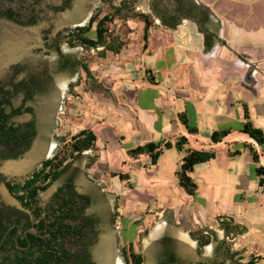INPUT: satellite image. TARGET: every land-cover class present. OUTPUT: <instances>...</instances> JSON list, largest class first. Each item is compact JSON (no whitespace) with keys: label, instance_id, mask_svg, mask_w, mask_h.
Here are the masks:
<instances>
[{"label":"crops","instance_id":"crops-1","mask_svg":"<svg viewBox=\"0 0 264 264\" xmlns=\"http://www.w3.org/2000/svg\"><path fill=\"white\" fill-rule=\"evenodd\" d=\"M177 2L192 7V17L178 13L180 23L173 29L155 19L145 50L141 23L129 19L136 23L124 49L130 52L102 57L107 61L112 57L117 64L115 74L124 77L112 84L115 111L110 114L104 110L106 118L114 119L119 126V130L114 127V133L121 162L114 169L127 162L131 186L135 184L134 176L141 175L139 182L145 189L159 192L151 197L155 207H167L178 199L182 207L186 206L188 217H216L219 212L244 226L247 231L238 236L240 245L254 254L251 258H256L257 264H264V186L255 174V168L264 165V147L240 131L246 122L247 107L250 121L264 133V0H161L168 7ZM188 104L197 134H190L179 119ZM106 125L107 121L98 122L91 129L98 132L97 127ZM224 130L231 133L221 143H213L211 135ZM98 133L100 141L90 151L98 152V163L107 171L112 155L109 144ZM181 136H186L189 143L182 151L164 150L156 166L147 155L135 159L127 154L149 142L174 145ZM126 142H131L130 148L123 150ZM249 146L260 154V163L253 162ZM191 149L217 154L216 159L197 165L191 174L198 184L195 202H187L180 188L181 193L172 186L182 159ZM172 150L179 155L167 154ZM132 165L137 166L136 175ZM141 166L145 170L142 174ZM111 179L122 186L118 177ZM138 207L136 203L129 210Z\"/></svg>","mask_w":264,"mask_h":264},{"label":"rangeland","instance_id":"rangeland-1","mask_svg":"<svg viewBox=\"0 0 264 264\" xmlns=\"http://www.w3.org/2000/svg\"><path fill=\"white\" fill-rule=\"evenodd\" d=\"M153 1L135 0L133 12L127 10L122 15L127 18L139 12L151 13ZM50 3V0H45L41 6H36L25 14L24 17L35 12L39 16L35 25H18L0 18V82L7 84L12 78L21 81L30 75L38 76L43 81L41 91L27 103L32 107L33 113L23 114L16 119L20 123L35 121L38 136L33 147L18 160L0 162V175L3 176L4 182L24 183L41 168L44 160L52 158L75 134L102 121H107L108 125L96 129L103 135V142L109 144V152L112 155L110 169H114L121 162V149L119 150L114 133V127L119 130V126L114 119L106 118V112L111 114L115 111L111 103L112 98H116L113 97L112 84L124 80V77L115 74L117 64L112 57L107 61L99 51H88L81 46L71 47L67 41V33L64 32L65 29L86 26L95 15L103 17L112 11L111 6L119 5L120 0H75L73 6L62 13H54ZM170 6V9L174 8ZM17 18L19 19V16ZM20 20L26 22V19ZM128 21V25L120 20L110 25L112 33L122 37L127 43L132 37L130 33L134 32L133 28L136 27L132 20ZM61 32L64 33L59 35ZM57 47L66 54L77 56L88 65L92 77H87L83 69L75 76L70 73H58ZM130 48L135 47L131 45ZM129 52L124 50V54ZM22 99L23 96L18 95L14 100L15 104H21ZM43 145L49 148V153L30 168L22 172L8 170L11 164L26 160L35 147ZM130 145L131 142H126L122 149L126 150ZM167 154L179 155L176 150ZM99 156L98 152H86L83 159L73 162L66 173L46 191L39 193L38 204L35 205L43 211L53 205L56 194L72 180L74 191L90 200L89 205L85 207V215L98 220V236L94 245V251L98 253V258L95 257L97 264H104L110 255L116 258L118 264H125L121 250L137 229L135 244L144 257V264H166L167 252L170 250L177 258L178 264H243L251 259V255L254 256L246 247L240 245V237L228 235L219 229V221L213 214H207L206 217L183 215L182 203L178 199L172 200L167 207H155L151 197L159 192L145 189V185L139 182L141 175L136 178L134 176L135 184H132L131 188L126 183L119 186L118 182L111 179L110 169L106 171V167L98 163ZM145 160L141 163L142 166ZM131 167V171L136 175L137 166ZM142 171H145L143 167L139 173L142 174ZM173 179L176 182L172 185L173 188L180 192L176 176ZM4 182H0V192L5 199L3 201L7 205L20 208V201L8 194ZM136 203L140 207L135 211L129 210ZM146 205L150 206L148 210L145 209ZM231 205L234 206L233 200ZM197 229L215 231L219 240L204 247L200 253L198 243L190 236V231Z\"/></svg>","mask_w":264,"mask_h":264},{"label":"trees","instance_id":"trees-1","mask_svg":"<svg viewBox=\"0 0 264 264\" xmlns=\"http://www.w3.org/2000/svg\"><path fill=\"white\" fill-rule=\"evenodd\" d=\"M135 0H123L118 7H112V11L105 14L100 18L99 15L91 17L89 23L86 26L76 27L74 29H65L67 33V41L71 47L81 46L88 51L96 50L99 51L102 57H105L107 53L120 55L124 49L128 46L126 40L120 36H115L110 29L116 20L125 22L126 25L129 19L137 20L142 25L141 37L143 40V49L148 48L149 33L151 27L154 25V20L159 19L161 24L171 29L176 28L180 19L178 13L181 15H188L192 17V7L187 8L180 2L175 3L173 9L168 6L162 5L161 0H154L152 3L151 13L139 12L132 17L127 18L122 15L123 12L129 10L133 12V4ZM176 2V0H175ZM18 13L13 10H9L7 13L0 12V17L12 21L18 25L31 26L37 22L34 18L28 22H22L17 18ZM61 32L59 35H62ZM206 45L209 46V40L206 38ZM58 59L56 62V71L58 73H70L75 76L80 69L86 73L87 77H92L91 69L88 65H85L77 56L73 54L64 53L59 47H57ZM43 81L35 75H30L27 79L16 81L15 78L9 84L0 82V160L19 159L25 152H27L34 140L36 135L35 121L21 124L15 127L10 124V121L14 115L23 113H32V108L25 110H15L13 113H7V108L12 107V99L17 97L19 94L25 96V101L31 100L36 92L41 91ZM189 104L187 111L179 115V119L182 124L187 128L190 134H197L198 128L196 127L195 120L193 119L191 112L189 111ZM245 120L241 128V132L248 135L254 140L259 146L264 147V133L262 130L255 128L250 121V115L247 107L245 108ZM231 132L229 130L215 131L211 135L213 143H221ZM100 135L95 129H83L75 134L71 140L64 144L61 150H59L52 158H49L42 162L41 168L34 172L33 175L27 179L24 183H10L4 182L10 193H12L24 207L32 209L37 217H40L43 213L41 207L35 205L38 204L39 193L46 191L54 182H56L64 173L67 172L69 167L75 161H80L85 157V153L94 149L99 141ZM108 145V142H105ZM189 143L186 136H181L177 142L173 145L170 142L154 143L149 142L145 145H140L136 148L127 151V154L131 158L139 159L141 155H147L150 157L151 164L156 166L160 157L163 155L164 150L176 148L178 151H182L184 147ZM250 151L253 155V162L260 163V154L252 146ZM217 154L213 151L206 150H195L191 149L187 155L182 159L179 170L176 172L178 178V186L182 191L183 197L187 202L197 201L198 199V184L192 177V173L195 171V167L202 163H208L213 159H216ZM111 178L118 177L122 183H126L130 186L131 176L128 171L127 162H123L121 167L118 169L109 170ZM256 176L260 177V186H264V165H260L255 168ZM72 180L66 184L64 189L68 190L65 192L61 189L56 194L55 203L58 208L50 212L44 219L41 230L51 229V225L57 226L56 234H52L53 238H65L67 234L71 237L76 235H82L81 229L73 227L71 230H63L66 226L62 221L75 215V209L78 205L76 199L84 201L85 204L81 207V213L85 210V207L89 205L90 200L87 196L78 195L73 189ZM64 194V195H63ZM63 195V196H62ZM62 198L61 202H56V199ZM203 203L204 201L201 200ZM201 203V202H200ZM51 206V205H50ZM186 206L182 208L183 215H186ZM216 218L219 221V229L225 231L228 235L234 237L241 236L246 233L247 229L236 224L233 220H227L225 216L216 212ZM53 223L49 224V222ZM85 224L90 229L97 225L98 220L94 217H85ZM61 222V223H60ZM2 225V224H1ZM7 227L3 228V231ZM83 228V227H82ZM138 228V227H137ZM49 233H52L50 230ZM137 231L134 233L132 238H129L127 245L121 250V255L124 259L125 264H144V257L141 252L136 248L135 238ZM5 234V233H4ZM4 234L0 235V241ZM191 238L198 243V250L201 253L203 248L211 244L213 241L219 240L218 234L215 231L208 230H191ZM126 241V240H125ZM17 248V247H14ZM52 252L45 250L41 253L42 256L49 257ZM166 264H178L177 258L171 252H167ZM8 259H1L0 264H12V262H6ZM43 261L41 258L36 261L35 259L30 260L28 264H37L39 261ZM48 264L47 262H42ZM221 264V263H219ZM243 264H257L256 258L252 257L250 260Z\"/></svg>","mask_w":264,"mask_h":264},{"label":"flooded vegetation","instance_id":"flooded-vegetation-1","mask_svg":"<svg viewBox=\"0 0 264 264\" xmlns=\"http://www.w3.org/2000/svg\"><path fill=\"white\" fill-rule=\"evenodd\" d=\"M43 1L45 0L1 1L0 12L7 13L11 9L15 13H18L19 19L23 18V20L26 19V22H28L34 18V20H36L37 22L39 16L36 15L35 12L29 13L28 15H26V17L24 16L25 14H27V12H31L34 7L41 6ZM50 2V5L52 6V11H54V13H62L66 10H69L73 6L75 0H59V2H56V0H50ZM120 3L117 6H111V8L120 6ZM5 7L8 8L5 9ZM0 18L4 19L2 17ZM12 79L7 84H9ZM16 81L18 82V80ZM21 95L23 96L21 104H15V97L12 99V107H6L8 114L10 112L13 113L15 110L17 111L19 109L25 110L27 108H32L31 106H28L27 103L29 101H32L35 95L31 100L27 101H25V96L23 94ZM21 115H14L10 121V124H13L15 127L24 124L16 121V119L20 118ZM37 136L38 132L36 125V135L34 137L31 147H33ZM16 160L18 159L0 160V162ZM2 179L3 176L0 175V180ZM64 191L68 192V190L66 189H64ZM8 194L13 199L18 200L12 193H10L9 190ZM3 200L5 199H3V195L0 192V235L2 233H5L4 236L7 234L6 239L3 241V236L2 240L0 241V261L1 259H8L6 260V262H12V264H28L30 260L35 259L36 261H38V259L41 258L44 262H47L48 264H97L95 258V253L97 251H94V245L97 241L98 236V233L96 231L97 228L96 225H94L90 229L85 224L84 218L88 216L85 215L84 211H82L81 213L80 210L82 205L85 204L84 201L76 199L78 208L75 209V215L66 218L64 219V221H62L66 226V228H62L63 230H71L73 227H75L76 229L82 230V235H76L75 237H71V235L67 234L65 238H53L51 236H53L52 234H56L57 226L51 225V229L49 228L47 231H42L41 225L47 215L50 214L51 211L56 210L58 208L57 205L53 204L48 208H45L42 215L40 217H37L32 209L29 210L28 208L24 207L21 202L20 208H17L16 206L7 205ZM56 202L62 203V198L56 199ZM51 223H53V221L49 222V224ZM4 227H7L5 231H3ZM49 230L52 233H49ZM45 250H48L53 254L49 257H44L41 255V253ZM43 261L40 260L37 264H43Z\"/></svg>","mask_w":264,"mask_h":264},{"label":"bare ground","instance_id":"bare-ground-1","mask_svg":"<svg viewBox=\"0 0 264 264\" xmlns=\"http://www.w3.org/2000/svg\"><path fill=\"white\" fill-rule=\"evenodd\" d=\"M53 105V104H52ZM49 148L45 145L35 147V150L30 154L26 160L11 164L8 168L12 172H22L30 168L34 163L40 160L42 157L46 156L49 153ZM104 264H118L116 258L113 255L105 261Z\"/></svg>","mask_w":264,"mask_h":264},{"label":"water","instance_id":"water-1","mask_svg":"<svg viewBox=\"0 0 264 264\" xmlns=\"http://www.w3.org/2000/svg\"><path fill=\"white\" fill-rule=\"evenodd\" d=\"M1 1H5V0H0V2ZM6 237H7V234L4 236L3 241L6 239ZM0 246H1V244H0ZM95 257L98 258V253L97 252L95 253Z\"/></svg>","mask_w":264,"mask_h":264}]
</instances>
